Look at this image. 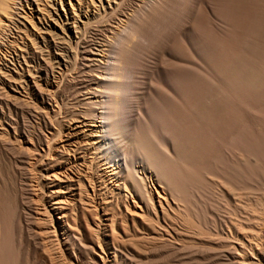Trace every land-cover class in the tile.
<instances>
[{
  "label": "rangeland",
  "instance_id": "374dc122",
  "mask_svg": "<svg viewBox=\"0 0 264 264\" xmlns=\"http://www.w3.org/2000/svg\"><path fill=\"white\" fill-rule=\"evenodd\" d=\"M13 1V21L0 27V76L9 80L10 74L18 83H0V234L7 241L9 264H264V161L254 156L232 153L223 144L210 148L208 161L219 156V168L235 177L207 174L188 214L140 164L136 170L153 209L129 185L125 191L108 190V164L96 150L85 149L87 164L78 165L91 175L92 188L84 180V190L62 175L69 168L56 152L68 146V126L98 123L93 113L99 110L88 102L96 88L91 79L101 72L100 51L107 53L112 30L148 0H36L40 11L32 10L33 27L21 16L29 14V0ZM252 1H240V32L255 16ZM257 2L264 15V0ZM170 4L180 11L169 33L160 45L142 46L145 68L135 92L146 108L149 89L163 87L160 70L166 63L186 67L192 75L203 72L198 47L205 24L198 29L195 21L205 22L204 0H168ZM211 7L212 34L229 47L234 39L229 20L217 14L215 4ZM183 39L187 43L172 46ZM88 47L92 60H82L80 53ZM253 115L256 138L264 146V125L260 115ZM59 207L66 212L65 223Z\"/></svg>",
  "mask_w": 264,
  "mask_h": 264
},
{
  "label": "bare ground",
  "instance_id": "6f19581e",
  "mask_svg": "<svg viewBox=\"0 0 264 264\" xmlns=\"http://www.w3.org/2000/svg\"><path fill=\"white\" fill-rule=\"evenodd\" d=\"M35 1H27L29 14L21 15L32 27L35 25V20L31 17L32 10L40 11L37 6L39 3H34ZM240 1L204 0L206 23L200 19L195 21L198 29L205 24L199 47L197 46L203 60V72L192 75L186 67L178 66L176 69L172 66L174 63L170 64L168 61L169 63L160 70L163 87L158 86L147 92L149 101L145 104H148L149 108L141 103L138 93L135 92L139 86V74L142 73V46L160 45L161 39L171 30L180 10L176 4L168 6V0H148L142 7L133 11L124 23L119 21L122 24L111 31L112 35L107 40V55L100 51L98 67L101 72L91 79L96 88L91 91L92 98L88 103L98 108L99 111L93 113L98 123L69 125L64 139L68 146H62V150L56 152L59 156L64 155V165H68L69 172L64 170L62 174L67 180L77 181V185H81L84 190H87L86 185L92 188L91 175L85 170H80L78 165L86 163L85 149L96 150L102 154V160L105 161L103 164H108V174L106 171L104 176H108V190L125 191L129 185L133 188V194L144 201L147 208L150 206L153 209L151 195L146 191L142 176L136 170V166L140 164L158 178L162 188L167 190L177 203L183 204V211L188 214L205 185L207 174L220 177L225 174L231 179L235 177L230 171L219 168V156L216 155L208 161L210 148L214 151L223 144L232 153L241 151L246 158L254 156L264 161V146L256 138L255 124L250 119L251 115L258 114L260 124L264 125V15H260L262 10L259 12L257 0H253L255 16L240 32ZM11 4H15L13 0L0 2L2 28L8 26V22L12 20ZM212 4L217 6L218 15L229 20L234 38L229 47L225 48L212 34ZM33 5H36V8ZM63 14L65 15V11ZM66 17L68 16L65 15ZM49 28V31L54 32L55 25H50ZM186 39L181 40V43L174 41L172 46L178 48L177 45L180 47L187 43L189 38ZM80 56L82 60H92L93 53L88 47L81 51ZM6 75L9 80L13 78L10 74ZM9 80L0 76L1 84ZM13 81L18 84L14 79L9 82ZM29 85L32 87L35 81H29ZM141 91L143 94L144 90ZM60 137L61 135L59 139ZM50 146H47L48 156L51 155ZM53 175L55 178L56 174ZM113 177L116 178L115 182L121 183H111L109 179ZM154 190L156 191V188ZM59 191L61 190L56 192ZM58 209L61 217H64V209ZM65 221L64 217L63 222ZM62 230L64 235L71 239L70 230L65 227ZM0 264H9L7 241L1 234Z\"/></svg>",
  "mask_w": 264,
  "mask_h": 264
}]
</instances>
